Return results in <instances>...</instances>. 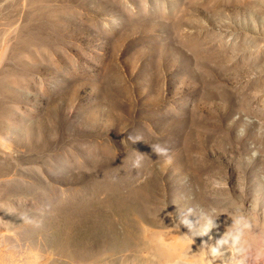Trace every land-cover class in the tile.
Here are the masks:
<instances>
[{
  "label": "rangeland",
  "instance_id": "rangeland-1",
  "mask_svg": "<svg viewBox=\"0 0 264 264\" xmlns=\"http://www.w3.org/2000/svg\"><path fill=\"white\" fill-rule=\"evenodd\" d=\"M0 264H264V0H0Z\"/></svg>",
  "mask_w": 264,
  "mask_h": 264
},
{
  "label": "clouds",
  "instance_id": "clouds-1",
  "mask_svg": "<svg viewBox=\"0 0 264 264\" xmlns=\"http://www.w3.org/2000/svg\"><path fill=\"white\" fill-rule=\"evenodd\" d=\"M129 139L131 140V142H136V141H139L138 138L136 137H129ZM152 147V150L153 152L157 155V156H160V157H165V158H169L170 159V156H169V150L167 147L161 145V144H154V145H151ZM139 156H142L141 154H138V158L137 160L134 162V167H139L140 166V159H139Z\"/></svg>",
  "mask_w": 264,
  "mask_h": 264
}]
</instances>
